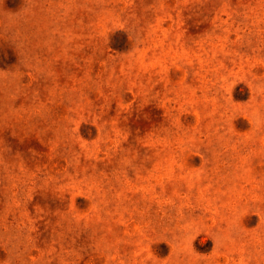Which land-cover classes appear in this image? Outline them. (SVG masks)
Here are the masks:
<instances>
[{
    "label": "rangeland",
    "instance_id": "1",
    "mask_svg": "<svg viewBox=\"0 0 264 264\" xmlns=\"http://www.w3.org/2000/svg\"><path fill=\"white\" fill-rule=\"evenodd\" d=\"M0 264H264V0H0Z\"/></svg>",
    "mask_w": 264,
    "mask_h": 264
}]
</instances>
